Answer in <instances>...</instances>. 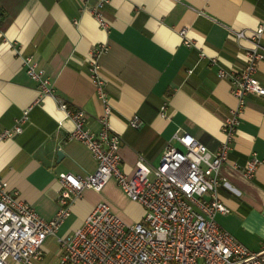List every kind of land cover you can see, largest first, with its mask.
Returning a JSON list of instances; mask_svg holds the SVG:
<instances>
[{
    "label": "crops",
    "instance_id": "0c3cea01",
    "mask_svg": "<svg viewBox=\"0 0 264 264\" xmlns=\"http://www.w3.org/2000/svg\"><path fill=\"white\" fill-rule=\"evenodd\" d=\"M96 2L0 0V137L27 109L29 119L22 133L0 138V180L45 220L58 210V175L86 176L96 169L86 146L67 139L74 124L57 101L85 111L87 129L101 131L103 107L88 74L93 47L107 45L99 62L112 109L109 123L123 139L120 167L132 174L140 160L156 167L178 131L217 151L224 140L221 126L237 104L229 78H221L219 70L243 69L251 47L231 31L251 35L264 24V0H111L102 10L109 26L104 30L90 12ZM260 45L264 49V30ZM27 59L52 82L54 96H40L38 83L26 73ZM256 77L263 86L264 59ZM134 115L142 122L139 128L128 125ZM57 151L64 154L61 160ZM228 153L217 192L229 212L217 214L216 221L259 252L264 245V97H246ZM252 154L261 164L247 178L243 170ZM122 192L113 178L101 192L85 190L35 264H60L57 238L79 227L102 198L122 220L138 222L145 210Z\"/></svg>",
    "mask_w": 264,
    "mask_h": 264
},
{
    "label": "built area",
    "instance_id": "2783aa9c",
    "mask_svg": "<svg viewBox=\"0 0 264 264\" xmlns=\"http://www.w3.org/2000/svg\"><path fill=\"white\" fill-rule=\"evenodd\" d=\"M111 0H97L90 9L98 25L108 29L102 10ZM264 24L251 35L231 31L238 40L251 43L245 52V66L237 72L219 70L221 78L228 77L230 92L236 106L224 120L221 131L224 140L216 152L187 132H176L168 142L156 167L138 161L131 174L120 167L122 137L110 126L111 105L105 90L106 79L99 62L107 51L106 44H98L88 54V74L102 104L101 131L94 133L86 127L85 111L71 107L57 98L59 107L74 124L68 140L81 142L96 161V169L86 176L60 173L58 210L50 220L43 219L17 193L5 190L0 180V264H35L43 259L47 239L56 236L60 227L71 216L72 205L85 190L101 192L110 179H115L132 202L145 210L142 218L127 224L110 205L98 203L82 224L72 233L57 238L62 251L60 264H264V245L259 252L251 251L216 221V215L229 209L217 192L224 179L220 167L228 162L246 97H264V85L256 73L264 59L260 45ZM181 35L185 36L183 29ZM187 46L191 41L183 39ZM204 55L201 54L200 57ZM26 73L38 83L40 96L55 95V88L43 71L37 70L29 59ZM192 73V71H188ZM165 105L161 108V117ZM28 119V109L15 120L1 139L22 133ZM128 125L139 128V117L134 115ZM261 161L252 154L243 174L252 178Z\"/></svg>",
    "mask_w": 264,
    "mask_h": 264
},
{
    "label": "rangeland",
    "instance_id": "374dc122",
    "mask_svg": "<svg viewBox=\"0 0 264 264\" xmlns=\"http://www.w3.org/2000/svg\"><path fill=\"white\" fill-rule=\"evenodd\" d=\"M122 193H123V192H122ZM124 195H125V194H124ZM118 196H119V195H118ZM101 198H102V197H101ZM100 202H105V203H107V204H108V203H109V204L111 203V201H110L109 199H107V198H106V199H105V198L100 199ZM123 221H125V220L123 219ZM126 223H127V224H130L131 222H129L128 220H126Z\"/></svg>",
    "mask_w": 264,
    "mask_h": 264
},
{
    "label": "water",
    "instance_id": "95a60500",
    "mask_svg": "<svg viewBox=\"0 0 264 264\" xmlns=\"http://www.w3.org/2000/svg\"><path fill=\"white\" fill-rule=\"evenodd\" d=\"M64 157V154L62 151H57V158L58 160H61Z\"/></svg>",
    "mask_w": 264,
    "mask_h": 264
}]
</instances>
